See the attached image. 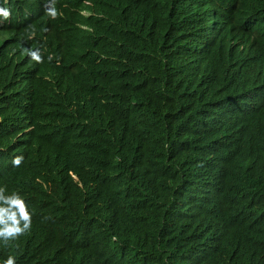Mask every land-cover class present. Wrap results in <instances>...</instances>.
I'll use <instances>...</instances> for the list:
<instances>
[{
    "label": "trees",
    "instance_id": "1",
    "mask_svg": "<svg viewBox=\"0 0 264 264\" xmlns=\"http://www.w3.org/2000/svg\"><path fill=\"white\" fill-rule=\"evenodd\" d=\"M97 1L53 0L55 19L46 9L36 18L18 11L25 37L0 33V48L25 53L71 42L88 23L101 37L91 53H123L120 65L133 68L110 80L103 66L89 100L75 97L87 113L74 118L41 83L59 74L48 68L31 80V122L48 126L45 143L65 144L69 162L86 169L85 195L64 173H46L29 192L0 185L25 198L32 217L30 231L0 240V264L9 256L16 264H264V121L255 113L261 102L264 111V44L249 35L264 43V0H149L148 11L120 0L108 19L84 4ZM81 11L92 15L87 23ZM122 11L145 21L119 43ZM212 12L240 29L223 40L232 50L217 43L216 62L199 52ZM7 60L0 56V82Z\"/></svg>",
    "mask_w": 264,
    "mask_h": 264
},
{
    "label": "clouds",
    "instance_id": "2",
    "mask_svg": "<svg viewBox=\"0 0 264 264\" xmlns=\"http://www.w3.org/2000/svg\"><path fill=\"white\" fill-rule=\"evenodd\" d=\"M117 1L120 0H100L94 5L86 2L84 4L95 10L93 15L97 18L108 19L118 8L112 6L113 2ZM232 1L234 5L235 0ZM52 2L53 0H0V33H4L10 42L25 37L20 30L15 29L17 12L21 11L25 18H36L46 9V15L55 19L58 12ZM128 4L133 9L143 11H148L149 8V0H129ZM123 13L124 11L118 14L124 26V29L118 31L121 36L119 43L122 42L124 35L130 31L134 32L145 21L140 16L134 20L123 17ZM79 16L87 23L92 15L81 11ZM233 28L240 30L231 22L227 23L221 19L218 13L212 12L210 18L205 19L199 52L216 62L221 57L217 54V43L226 50H232L233 43L229 46L223 43V40L228 41L233 36L231 31ZM223 32L227 33L219 40ZM169 35L166 34V37ZM249 35L257 44H264L260 43L254 34ZM70 40L66 39L59 43L41 42L44 49H26L25 53H14L7 48H0V56L8 58L7 69L12 68L8 77L0 82V116L8 113L5 118H0V123L5 126L4 129H0V135L7 133L12 136L8 144L6 141L0 142L1 186L11 190L22 188L23 191L29 192L32 187L42 182L46 173L58 175L64 173L83 197L85 195L83 176L86 169L76 168L69 162L66 158L68 149L65 144L57 146L45 143L44 138L51 136L48 132L54 134L48 126L44 125L42 128L39 127L41 123L31 122V110L28 106L33 100L34 92L31 80L39 78L44 70L43 77L46 72L50 73L46 70L48 68L59 74L61 78H57L56 81L43 80L41 83L47 86L51 99L55 101L53 105L68 111L74 118L78 113L82 115L86 109L75 100V97L82 101L89 100L95 90V86L89 82L92 83V76L104 73L103 66L108 67V73L113 78L110 80L124 79L133 68L120 65L127 61L123 53L116 55L113 51H106L100 54L98 50L91 53L93 42H98L101 37L88 26V23L84 34L71 42ZM47 58L54 61H45ZM19 93H22L23 97H19ZM257 98L259 93L251 95L248 105L256 103L254 101ZM261 104L262 102L256 105L255 113L264 121V111L262 112L259 106ZM7 194L8 196L4 194V188H0V240L5 243L30 231L32 222L25 198L17 193ZM4 264H16L15 257L9 256Z\"/></svg>",
    "mask_w": 264,
    "mask_h": 264
},
{
    "label": "bare ground",
    "instance_id": "3",
    "mask_svg": "<svg viewBox=\"0 0 264 264\" xmlns=\"http://www.w3.org/2000/svg\"><path fill=\"white\" fill-rule=\"evenodd\" d=\"M84 113H87V111H86V110H84L83 114H84Z\"/></svg>",
    "mask_w": 264,
    "mask_h": 264
}]
</instances>
